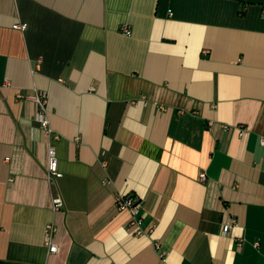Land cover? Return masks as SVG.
Returning a JSON list of instances; mask_svg holds the SVG:
<instances>
[{
    "label": "crops",
    "instance_id": "obj_1",
    "mask_svg": "<svg viewBox=\"0 0 264 264\" xmlns=\"http://www.w3.org/2000/svg\"><path fill=\"white\" fill-rule=\"evenodd\" d=\"M261 137L264 0H0V263L264 264Z\"/></svg>",
    "mask_w": 264,
    "mask_h": 264
},
{
    "label": "built area",
    "instance_id": "obj_2",
    "mask_svg": "<svg viewBox=\"0 0 264 264\" xmlns=\"http://www.w3.org/2000/svg\"><path fill=\"white\" fill-rule=\"evenodd\" d=\"M15 28L23 29L25 27L24 24H15ZM123 33L130 34V30L127 27L122 28ZM16 98L20 100H30L37 104L38 106V117L40 122L41 130L43 131L44 135L47 137V147H46V154H47V163L45 166V174L49 180H53L62 176V172L59 169L58 158L56 154V149L54 146L53 141L59 139V135L55 133L52 129L49 119L47 116V107H46V100L42 93L35 91L32 94H25L23 92H18L16 94ZM261 145H264V137L260 139ZM116 204L121 208L128 209L129 213L132 215L133 220L136 218V212L138 207V202L134 200L133 197L127 195H119L116 197ZM62 201L59 197H55L53 199V209L57 210L61 208ZM139 218L136 219L134 222H139ZM55 227L52 224H48L44 230V243L48 246L49 252H56L57 245L54 243V235H55ZM224 231L229 230V225L223 226ZM141 231H137L140 234ZM155 249L158 251L159 257L163 258L164 253L159 250L160 247L158 243L154 244Z\"/></svg>",
    "mask_w": 264,
    "mask_h": 264
},
{
    "label": "trees",
    "instance_id": "obj_3",
    "mask_svg": "<svg viewBox=\"0 0 264 264\" xmlns=\"http://www.w3.org/2000/svg\"><path fill=\"white\" fill-rule=\"evenodd\" d=\"M0 264H12V263H8V262H6V263H0Z\"/></svg>",
    "mask_w": 264,
    "mask_h": 264
}]
</instances>
